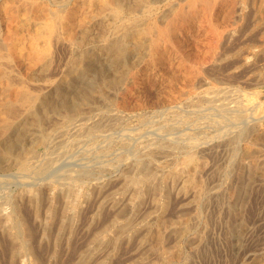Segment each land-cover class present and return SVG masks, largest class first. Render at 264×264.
Listing matches in <instances>:
<instances>
[{"label": "bare ground", "instance_id": "bare-ground-1", "mask_svg": "<svg viewBox=\"0 0 264 264\" xmlns=\"http://www.w3.org/2000/svg\"><path fill=\"white\" fill-rule=\"evenodd\" d=\"M16 1L19 2V0H0V6L3 7V6H7L8 4H12V3L14 4V2ZM20 1L21 3L19 6V10L24 11L23 14L26 15V18L23 20L21 25L19 24L17 26L14 25L15 27L11 26L12 29L10 34L5 38V40L2 39L0 40V164L13 167L17 170L18 175L19 174H21L22 176L24 175V177L21 176L22 178H26L23 179V182L28 180V177H25V175H30V176L33 175L34 177L37 176V178H39V176L41 177L53 172V170L55 169L54 167L57 166L59 161L60 160L63 161L62 159L66 157L65 154L69 153L76 146L78 147V145L81 142L92 139V137L96 134L97 128L100 127V121H102L104 117L108 118V116L111 114L112 112L111 110L113 107V106L111 107V105H113L112 103L114 102L113 98L122 97V95H126L132 91L129 88L130 80L131 79H133V81L135 80L136 75L134 72V68L141 63V60H144L145 58L148 59L147 65L149 66L147 68V73L144 81L149 87L153 88L154 86L157 85L159 81H161L160 77L162 75L164 77L168 75V77L171 80L177 79L178 73L172 70V65L174 64L176 57L178 58L179 63L188 60L186 57L180 55L181 49L190 45L192 41L202 40L203 42V40H205L210 44L209 48L207 49L208 53L207 52L206 54L204 53L205 55L209 56V62L207 67L206 65H203V70L200 71L197 69V73L198 72L202 73V71L204 72L206 70H209L215 75V77H219L220 79L222 78L224 80L234 81L243 77L239 71V68H243L247 66V68L250 69L252 65L254 66L257 57V54L254 53L253 51L255 49L252 50L253 52L251 54L246 51V53H248L249 55L248 54L243 55L245 53L244 52L236 60L234 58H230L229 59L230 61H226L224 63L225 61L224 59L230 56L227 53L228 51H226L225 54H222L221 53L222 48L221 49L219 48L222 46H226L227 48L231 44V42L236 40V38L239 39L241 38L243 40L244 38L248 39L249 36H254L255 38L257 37L258 40H260L258 42H262L264 44V0H53L55 1L56 7H52V8H49L47 6V3L45 4L44 3L45 1L43 0H20ZM14 12L15 11H13V13ZM22 27L27 28V30H29L28 38H25L24 35L22 36V34H20L23 29ZM255 38L254 40L253 39L252 40L255 41ZM59 48H64L68 55V58L65 59L66 60L65 68L61 69V75L60 74L57 75L56 73V75H52V74L45 75L41 78H39L40 75H38V77L35 78L34 82L32 83L28 81L29 76H26L21 73L20 69L21 70L23 69L22 67L24 64V60L26 58L28 59V61L25 62V67L32 70L33 68L36 69L37 67H40L38 68L40 69V71L43 70L45 73H47L48 71L46 72L45 69H48L49 66L52 64L53 52L55 49L58 50ZM194 48L196 49L197 46ZM228 48H230V46ZM233 48H235V46ZM219 50H221V52ZM250 60H252L251 63H249ZM56 64L57 63L55 62V66ZM151 69L154 70L150 71ZM58 70H60V68H58L57 71ZM43 71L41 73H43ZM195 71L196 69L192 68L191 66L190 67L186 66L184 73L188 77H190V80H192L194 79L193 75L195 74ZM249 71L250 70H248V72ZM250 73L252 74V72ZM260 81L261 80H259V82ZM208 85L209 84L207 83L206 86ZM225 87L223 86L221 88L208 87L204 89L202 94L197 96V98L201 96L202 98L204 97L206 99V102H210V103L212 101L216 102L217 101L216 99L220 95L225 96L223 94L226 92ZM159 88H161V86ZM180 91L182 92V90ZM141 93H142L141 89H138L136 91V94L140 95ZM243 94H241L240 97ZM155 95H157V93ZM185 95H188V92L187 94L185 93ZM160 96L162 97L163 95L160 94ZM235 96H239V95H235ZM178 99L179 97L177 98V100ZM218 99H219L218 101H220V99L222 100L223 97ZM226 99L229 100L227 98V95L225 97V100L224 101L222 100L220 101L221 103H219L221 107L224 108V110L225 108H227V105H229ZM172 100H176V99H172ZM132 101H134V99ZM167 103L169 104L170 102ZM235 104L237 105V102L234 103V105ZM238 104H240V102H238ZM220 105H216V106L220 107ZM260 105H264V93ZM137 106H141V104L139 105L138 103ZM137 106L136 107L133 106L132 108H137ZM160 109L161 107L159 108V110ZM215 109H213V111ZM166 111H169V108ZM228 112L229 111H227V113ZM160 113L162 114L163 112ZM163 114L165 115V113ZM183 114L176 113L175 117L178 118L179 116L180 118V115ZM204 114L205 113H203V115ZM229 114L230 113H228V115ZM185 115L184 117L187 118V120L191 118L190 114L188 116ZM220 115L218 114V117ZM234 115L235 118L238 120V118L240 117L239 113L237 114L234 113ZM234 115L232 113V116ZM205 116L204 119L205 118L210 119L209 117H205ZM212 116L214 115L212 114ZM215 116L216 118H218L217 115ZM222 116H224L225 118L226 116L225 113ZM229 116H231V114ZM175 117L172 118L174 119ZM226 119H228V117ZM232 119L234 118L232 117ZM176 121L178 120L176 119ZM227 121L229 122L230 120ZM103 122H105V120H103ZM210 122L213 123L212 120ZM146 123L148 124V122ZM173 123L176 124L177 122L174 121ZM218 123H220V120ZM109 124L111 123H108V125ZM153 124L155 123L153 122ZM177 124L179 128L181 124L180 125L179 123ZM216 124L215 126H217ZM235 125H231L233 126L232 128H236L234 127ZM215 126L214 128L217 129V127ZM231 126L229 130L232 129ZM112 127L115 126L113 125ZM220 127H223L222 129H224L223 125ZM240 127H244V126H239V129ZM161 128L158 130L162 131ZM183 129L186 130L185 128ZM139 131H141V129ZM145 131L147 132L146 129ZM199 131L200 130H198L197 133ZM107 132L109 133V131ZM110 132L112 133V131ZM205 132L207 133V131ZM130 133L131 131L129 132V134ZM172 133H174L173 129H172ZM125 134L129 135L127 134V132H125ZM156 135L154 136L155 138L159 134L157 136ZM167 135H169V133ZM170 135L168 139L170 138ZM178 135L180 134L176 133L175 136L177 137ZM207 135L210 136L209 134ZM188 136L190 137V134ZM110 137L113 136L110 135ZM180 137H182L183 139L186 138V137L184 138L181 135ZM121 138H125V136ZM215 138H217V136ZM140 139L142 140V138ZM148 139L149 138H147L146 141H148ZM154 140L148 141L143 145L137 144L136 147L135 144H133L135 149L139 151L138 154L140 155L138 157L131 158V156L129 157L127 156V157L118 158L116 156L119 159L117 164L123 168L122 169L123 171L121 175L112 179L108 183L109 184L108 186L107 183L101 181L102 179L101 180L95 179V181L94 180L90 181L91 179L89 180V176H87V174L90 173L84 172L85 169L88 170L89 168L88 169L85 168L84 171L71 168L70 171H68L67 173L62 172L64 173L63 175L61 174L60 171L59 173L61 175H60V179L58 180H55L56 177L54 176L55 175L54 174L51 176L54 177V179H52L50 176L49 177L47 176L48 180H45L44 178L43 179L44 181L37 183L38 185L35 186L33 185L34 187H29V186L25 188L21 187L23 189L14 193H11L10 191L11 189H9L8 191L10 192H8L6 195L3 196L0 195L1 196L0 197V264H64L65 262H59V261L61 259L63 260L62 257H64V255L68 257L69 254L67 253L69 252V250H72L73 240L77 235V233H79L78 231L83 230L85 228V225L91 226L92 220L94 219L95 215L98 216V219L101 217V213L103 211L100 212V210L103 209L102 201L104 200L96 199L95 201H93L92 196L96 192L97 193H101L102 191L104 192L105 188L107 192L109 191L108 192L109 197L107 196V198H108V202L110 203V209L114 211V215L116 218V220L114 221H117V219L122 217H123L122 219H124L127 213L131 212L132 215L129 217L130 220L128 222L132 223L133 217H135V213L137 214V212L143 210L142 213L145 216V219L140 228V233H142L141 235L142 238H140L136 242L138 249L137 248L134 249L140 252V253L135 252V254H139L138 257L139 259H137L136 261L138 264L192 263L193 261L188 263L187 260L183 258V252H182L183 248L180 250L181 246L180 248H178L179 247L178 245H180L181 243L180 244L178 243L180 241H183L184 239L188 240L190 245L191 244L193 245L191 247L193 249V253L195 252L196 254L201 251L203 252L207 248L205 246L206 243L208 242V240L215 238V233H213V230L210 229L211 227H209L208 220L199 218L197 213L194 216H192L190 220L186 222H183V220L179 222V219L174 218L175 215L174 211L170 210L171 212L170 213L169 209H170V204H174L175 202L172 199L173 195H171V192L168 191L167 189V181L169 179L175 180V178H179L180 180H182L181 186L178 187V194H179L178 196L180 197V202L178 203V206L180 207V209L186 208V206L190 207L191 205L196 206L199 203V201L203 199L204 195L207 193V190L205 188L206 184L205 186L203 185V183L200 181V177L203 173H204L203 176L205 175L206 169L208 168L209 166L208 164L210 161L208 162V164L205 160L202 161L203 158H201V161H198V159H196L190 147L191 150L189 149L188 152L185 154L186 157L184 156L185 160H183V163L180 162L181 164L179 163V165L172 167L171 170L166 173L165 172V167L167 166L165 165L166 160L165 162L163 161V157L167 153L165 147L166 145L163 142L162 143L153 142ZM185 140L187 141V138ZM248 140L249 139H246L245 141ZM183 141L182 143H184ZM106 142H108V140ZM121 142L127 148L133 147V145L130 143L131 141L129 142L128 140H123ZM92 143L93 142L89 144ZM194 143L199 144L193 141L192 144ZM81 145L83 144L81 143ZM98 145L102 146V144H98ZM39 147H43L44 148L43 151H40ZM80 147L81 146H79V148ZM91 148L93 149L95 147H91ZM175 148L174 151L177 150ZM95 149H97V147ZM201 149L204 152L205 151L208 152V150L212 152V150L208 147V145L203 146V148ZM100 152L103 153L101 150L99 151V153ZM255 152L259 153L258 150ZM250 153L251 155L254 156L252 151H250ZM180 155L182 154L180 153ZM210 155L212 154H209V156ZM222 156H224V154ZM260 156H255V159L257 157L259 158ZM66 160L68 161V159ZM90 161L87 163L88 165L90 164ZM80 162H81V158H80ZM253 162L250 163L252 164ZM91 164H93V162H91ZM261 167L263 168V166ZM247 173L248 171L246 172V174ZM262 173L264 176V168L262 169ZM16 175L17 174H14V176ZM92 175L93 174L91 173V176ZM102 175H104L103 172ZM49 178H51L52 180H49ZM18 180H22V179H18ZM19 185L21 184H18V186ZM249 186L247 187L249 188ZM232 187L234 188V186ZM247 187L246 189H248ZM244 189L242 190L244 191ZM249 189L248 192L250 191ZM5 191L7 192V190ZM231 197L233 196L231 195ZM59 199H62L63 201L62 205H60ZM94 202L95 204L96 203L98 204L94 205ZM256 204L257 203H255V205ZM173 206H175V204ZM214 211H216V209ZM253 212L254 211H252L251 213L253 214ZM65 213L70 215L69 218L70 221H68L67 224L64 219ZM228 213H229L228 216H226L227 218H223L224 216L222 214L216 217L217 225L219 224L218 225L219 227L221 225L223 227L222 229L225 231V236H224L225 242L230 248V255L239 256L240 254H236L237 252L234 249L237 246L236 249L239 250L240 252V248H241L240 244H242L241 241L245 236L244 234L249 233L251 236L252 228L250 227V225L246 223V219H244V217L241 216V214L239 213L238 205L235 204L234 202L229 203ZM101 220L103 221L104 219ZM250 221L252 222L251 218ZM201 224H203L204 228L198 229V227ZM99 225L101 224L99 223ZM259 229H262V227ZM103 231L105 230L101 229L98 230V232H96L95 237L100 241L99 243L105 242V239H109L110 241L114 242V245L112 246L113 248L110 249V252H118L119 247L117 248V242L119 241V237H120L118 233L114 231V233L112 234L110 233L109 235H106L104 234ZM136 240L134 239V241ZM255 244H258V242L257 243L255 242ZM252 253L244 252L243 255L240 256L241 259L238 260L240 264H264V253L263 256L260 257L259 259H254L256 257H254L255 255ZM218 254L222 255V253H218ZM120 255L123 254L120 253ZM108 256L109 255L107 256L105 255L102 256V254L99 255L95 263L104 264V262H106L105 259ZM202 258L205 257L203 256ZM68 261L66 260V263ZM69 263L70 261L68 262V264Z\"/></svg>", "mask_w": 264, "mask_h": 264}, {"label": "rangeland", "instance_id": "rangeland-1", "mask_svg": "<svg viewBox=\"0 0 264 264\" xmlns=\"http://www.w3.org/2000/svg\"><path fill=\"white\" fill-rule=\"evenodd\" d=\"M45 1L44 3H47V6L49 8L52 7H56L55 1L53 0H43ZM54 2V3H52ZM21 1L19 0L14 2V4H8L7 6H0V40H5V38L10 34L11 32V26L15 27L18 24L21 25V23L23 22V20L26 18V15L23 14L24 11H20L19 10V6H20ZM17 6V7H16ZM12 9H11V8ZM14 7V8H13ZM7 8V9H6ZM9 8V9H8ZM13 11H15L13 13ZM12 12V13H11ZM12 15V16H11ZM16 20V21H15ZM21 21V22H20ZM14 22V23H13ZM4 23V24H3ZM15 25V26H14ZM22 31L20 34H22V36L24 35L25 38H28L29 35V30H27V28L22 27ZM254 36H249L248 39L244 38L243 40L240 38H236L235 41L231 42V44L229 45L230 48H226V46H222L219 50L222 54H225L226 51H228V55L230 57H226L224 60V63L226 61H230V58H234L235 60L242 55V53H246V51L248 53H252L254 51V53L257 54L256 57V62L254 64V66L252 65V67L250 69L247 68V66L243 67V68H239L240 73L242 74L243 77L237 79V80H224V79H220L219 77H215V75L209 71H202L197 73V69L198 70H203V65H208L209 62V56L205 55L207 52V49L209 48L210 44L208 42H206L205 40H199V41H192V43L190 45H188L187 47L181 49V53L180 55L186 57L188 60L182 63H179L178 58L176 57L174 64L172 65V70L176 73H178L177 79H173L171 80L168 75H166L165 77L162 75L161 81H159L157 83L156 86H154L153 88L149 87L145 80L146 77V73H147V68L149 65H147V61L148 59L145 58L144 60H141V63L136 66L134 68V72H135V80L133 81V79L130 80V84H129V88L130 90H132L130 93L126 94V95H122V97H114L113 98V102L111 105L112 107V112L111 114L107 117H104V119H102V121H100V127L97 128L96 134L92 137V139L90 140H86L81 142L83 145H81V143L78 145V147L76 146L75 148H73L69 153L65 154V158H63V161H59V163L57 164L56 167H54L55 169L53 170V172L49 173L48 175H44V176H39V178L34 177L33 175H25V177H28V180H26L25 182H23V179L26 178H22L24 177V175L22 176L21 174L18 175V172L15 168L13 167H9V166H5L4 164H0V195H6L8 192L11 191V193L14 192H18L19 190L25 188V187H34L35 185H38L37 183H40L42 181H44L43 179L45 178V180H48L47 178L52 175H54L56 178L55 180L60 179V175L64 174L62 172L67 173L68 171H70L71 168H74L76 170H82L84 171L85 168H89L88 170L85 169L84 172L90 173L87 174V176H89V180L90 181H95L96 180H101L104 181L105 183H107V186L109 185L108 183L114 179L115 177L121 175L122 173V167L119 166L118 163V158L119 157H129L131 156V158H135L138 157L140 154L139 151H137L135 149V147L138 145H143L145 143H147L148 141H152L153 142H159V143H165V147H166V154L163 157V161L166 163L165 165H167L165 167V172L167 173L168 171L171 170L172 167L179 165V163H183V160H185V154L188 152V150L192 149L196 159H198V161H206L207 164L209 162V166L206 169L205 175L203 176V174L200 177V181L203 183V185L205 186L207 193L204 195L203 199L201 201H199V203L194 206L191 205L186 206V208L180 209V207L178 206V203L180 202V197L178 196V187L181 186L182 184V180H180L179 178H175V180L173 179H169L167 181V189L168 191L171 192L172 199L175 202H172L175 204V206H173L174 204H170V210L174 211V218L179 219V222H181L183 220V222H186L188 220H190L192 218V216H194L196 213L198 214L199 218L201 219H207L209 222V227H211L210 229L213 230V233H215V238L214 239H210L208 240V242L206 243V251L204 250L203 252H199L193 253V249L191 248L193 245L189 243L188 240L184 239L183 241H180L178 244L180 248V250L182 249L183 252V258H185V260H187L188 263L190 264H240V262L238 260H240V256L243 255L244 252L247 253H252L254 254L256 258L254 259H259L260 257L263 256L264 253V176L262 173V169L264 168V105H260L261 99H263V93H264V44L262 42H258L260 40H258V38H255L254 40ZM250 39V40H249ZM253 39V40H252ZM257 39V40H256ZM239 40V41H238ZM243 41V43H242ZM253 41V42H251ZM238 45H237V44ZM251 43V44H250ZM208 44V45H207ZM237 46H236V45ZM197 46V50L194 48ZM235 46V48H233ZM260 47V48H259ZM62 49V50H61ZM225 49V50H223ZM255 49V50H253ZM186 52H185V51ZM206 50V51H205ZM253 50V51H252ZM195 51V52H194ZM205 51V52H204ZM57 52V53H56ZM190 52V53H189ZM200 55H199V53ZM203 52V54H202ZM205 53V54H204ZM208 53V52H207ZM243 55H247L248 53ZM57 54V55H56ZM62 54V55H61ZM260 54V55H259ZM59 55V56H58ZM194 56V58L192 59ZM249 55V54H248ZM59 58H57V57ZM67 56V57H65ZM259 56V57H258ZM203 57V59H202ZM262 57V58H261ZM57 58V59H55ZM62 58V59H61ZM68 58V55L65 51L64 48H59L58 50H54L53 52V60H52V64L49 66L48 69H45L47 73H45L43 70L40 71V67H37L36 69L33 68L29 69L27 67H25V62L28 61V59L26 58L24 60V64H23V69L21 71L22 74L29 76L28 81L29 82H34L35 78L39 76V78L45 76V75H57L60 74L61 75V69L65 68V64H66V60ZM205 58V59H204ZM192 59V61H191ZM258 59V61H257ZM58 60V61H57ZM194 60V61H193ZM262 61V63H261ZM55 62L57 63L55 66ZM179 66H178V64ZM205 62V63H204ZM252 60H250L249 63H251ZM188 63V64H187ZM190 64V65H189ZM262 64V65H260ZM189 65V66H188ZM241 65V64H238ZM59 66V67H57ZM192 67L194 69H196L195 74L193 75L194 79L190 80V77H188L184 72H185V67ZM179 67V69H178ZM60 68V70L57 71V69ZM254 70H253V69ZM56 69V70H55ZM51 70V71H50ZM154 69H151L150 71H152ZM242 70V72H241ZM248 70H250L248 72ZM253 70V71H252ZM40 71V72H39ZM43 71V73H41ZM30 72V73H29ZM50 72V73H49ZM244 72V74H243ZM252 72V74L250 73ZM41 73V74H40ZM49 73V74H48ZM185 76H184V74ZM211 74V75H210ZM226 74V73H225ZM258 75V76H257ZM189 78V79H188ZM168 79V80H167ZM197 79V80H196ZM199 79V80H198ZM215 79V80H214ZM250 79V80H249ZM257 79V81H256ZM139 80V81H138ZM167 83H166V81ZM175 80V81H174ZM183 80V81H182ZM209 80V81H208ZM259 80H261L259 82ZM219 81V82H218ZM225 81V82H224ZM238 81V82H236ZM247 81V82H246ZM249 81V82H248ZM255 83H254V82ZM165 82V84H164ZM172 84H171V83ZM197 82V83H196ZM212 82V83H211ZM251 82V84H250ZM262 82V83H261ZM190 83V84H189ZM209 84L208 86H206V84ZM211 83V85H210ZM219 83V84H218ZM234 83V84H233ZM236 83V84H235ZM243 83V84H242ZM249 85L247 86L246 85ZM261 83V84H260ZM214 84V85H212ZM233 84V85H232ZM239 84V85H238ZM253 84V86H252ZM256 84V85H254ZM220 85V86H219ZM231 85V86H229ZM251 85V87H250ZM132 86V87H131ZM134 86V87H133ZM161 86V88H159ZM205 86V87H203ZM225 87V93H223L225 96L220 95L218 98L223 97V101L225 100V97L227 95V98L229 100L226 99V101H228L229 105H227V108H222L221 105L219 103H221L220 101H222L220 99V101H218L219 99L217 98L214 102L212 101L210 102H206V99L203 97H198L200 94H202V92L204 91V89L208 88V87H216V88H221V87ZM228 86V88H227ZM243 89H242V87ZM246 86V87H244ZM190 87V88H189ZM233 87V88H232ZM136 88V89H135ZM159 88V89H158ZM169 88V89H168ZM194 88V89H193ZM200 88V89H199ZM239 88V89H238ZM245 88V89H244ZM138 89L142 90V93L136 94V91ZM152 89V90H150ZM158 89V90H157ZM166 89V90H165ZM176 91H175V90ZM237 89V91H236ZM241 89V90H240ZM248 89V90H247ZM179 90V91H178ZM182 90V92L180 91ZM184 90V91H183ZM234 90V91H233ZM146 91V92H145ZM154 93H152V92ZM172 91V92H170ZM178 91V92H177ZM197 91V92H196ZM188 95H185V93ZM240 92V93H238ZM245 92V93H244ZM145 93V94H144ZM157 93V95H155ZM182 93V94H181ZM184 93V94H183ZM190 93V94H189ZM197 93V94H196ZM231 93V94H230ZM238 93V94H237ZM245 95H244V94ZM132 94V95H131ZM152 94V95H150ZM160 94H162L163 96L161 97ZM177 96H175V95ZM181 94V95H180ZM229 94V95H228ZM243 94L241 97L240 95ZM173 95V96H172ZM194 95V96H193ZM235 95H239V96H235ZM250 97H248V96ZM151 96V97H150ZM168 96V98H167ZM186 96V97H185ZM244 96V97H243ZM246 96V97H245ZM260 96V97H259ZM175 97V98H174ZM179 97V99L177 100V98ZM230 97V98H229ZM236 101H235V99ZM237 97V98H236ZM243 97V98H242ZM197 98V99H196ZM240 98V99H238ZM134 99V101H132ZM146 99V100H145ZM157 99V100H156ZM166 99V101H165ZM170 99V100H169ZM172 99H176V100H172ZM182 99V100H181ZM187 101H186V100ZM250 99V100H249ZM116 100V101H115ZM153 102H152V101ZM156 100V101H155ZM185 100V101H183ZM233 100V101H230ZM242 102H241V101ZM130 101V102H129ZM156 103H155V102ZM164 101V102H163ZM204 101V102H203ZM127 102V103H124ZM133 102V103H132ZM152 102V103H151ZM160 102V103H159ZM167 102H170L169 104ZM181 102V103H180ZM200 102V103H199ZM232 102V103H230ZM237 102V105L234 103ZM238 102H240V104H238ZM132 103V104H131ZM137 103V104H136ZM139 103V105L141 104V106H137ZM147 103V104H146ZM149 103V104H148ZM177 103V104H176ZM209 105H208V104ZM214 103V104H213ZM226 103V104H228ZM244 103V104H243ZM249 103V104H248ZM115 104V105H114ZM146 104V105H145ZM155 104V105H154ZM166 104V105H165ZM191 106H190V105ZM242 104V105H241ZM137 108H132L133 106ZM151 105V106H149ZM154 105V106H153ZM157 105V106H156ZM202 107H201V106ZM216 105H220V107H217ZM146 106V107H145ZM148 106V107H147ZM172 106V107H171ZM174 106V107H173ZM194 106V107H193ZM200 106V107H197ZM205 106H209L208 109ZM229 106V107H228ZM234 106V107H233ZM239 106V107H238ZM123 107V108H122ZM141 107V108H139ZM161 107V109L159 110V108ZM192 107V108H191ZM231 107V108H230ZM169 111H166L168 110ZM171 108V109H170ZM175 108V109H174ZM178 108V109H177ZM181 108V109H180ZM183 108V109H182ZM216 108V109H215ZM219 108V109H218ZM229 108V109H228ZM246 108V109H245ZM114 109V111H113ZM123 109V110H122ZM128 109V110H127ZM133 109V110H132ZM156 109V110H155ZM193 109V110H192ZM213 109H215L213 111ZM237 109V110H236ZM248 109V110H247ZM166 112H165V111ZM183 110V111H182ZM186 110V111H185ZM209 110V111H208ZM174 111V112H173ZM185 111V112H184ZM207 111V112H205ZM213 111V112H211ZM227 111H229L228 113L231 114L232 113L234 115V113H239V118L238 120L235 118V115L232 116L234 119H232L231 116L228 115ZM232 113H231V112ZM240 111V112H239ZM244 111V112H243ZM248 111V112H247ZM115 112V113H113ZM122 112V113H120ZM160 112L165 113V115ZM170 112V113H169ZM174 114H172V113ZM192 112V113H191ZM205 113L203 115V113ZM209 112V114H208ZM217 114H216V113ZM250 112V113H249ZM254 112V113H253ZM135 113V114H134ZM145 113V114H144ZM183 114L180 115V118L178 116L175 117V114ZM187 113V114H186ZM223 113V114H222ZM225 113V118L224 115ZM246 113V114H245ZM160 114V115H159ZM186 114V115H185ZM190 114V119L187 120V118L184 117L188 116ZM195 114V115H193ZM212 114L214 116H212ZM218 114H222L218 117ZM248 114V115H247ZM119 115V116H117ZM147 115V116H146ZM156 115V116H155ZM163 115V116H162ZM173 115V116H172ZM193 115V116H191ZM198 115V116H197ZM206 115V116H205ZM219 118H216V116ZM115 118H114V117ZM117 116V119H116ZM145 116V117H144ZM152 116V117H151ZM166 116V117H165ZM169 116V117H168ZM205 117H209L210 119H207ZM212 116V117H210ZM223 119H222V117ZM247 116V117H246ZM112 117V118H111ZM120 119H119V118ZM159 117V118H158ZM163 117V118H162ZM165 117V118H164ZM172 117H175L174 119ZM203 117V118H202ZM215 119H214V118ZM221 117V119H220ZM228 117V119H226ZM231 117V119H230ZM249 117V118H248ZM253 117V118H252ZM123 118V119H122ZM155 118V119H154ZM157 118V119H156ZM162 118V119H161ZM184 118V119H182ZM241 118V119H240ZM107 119V120H106ZM113 121H112V120ZM122 119V120H121ZM150 119V120H149ZM167 119V121H166ZM171 119V120H170ZM173 119V120H172ZM176 119L178 121H176ZM185 121H182V120ZM196 119V120H195ZM198 119V120H197ZM214 119V120H213ZM218 119V120H217ZM237 121H236V120ZM103 120H105V122H103ZM170 122H169V121ZM195 120V123H194ZM205 120V121H204ZM212 120L213 123H211L210 121ZM220 120V123H218ZM227 120H230L229 122ZM233 120V121H232ZM255 120V121H254ZM107 121V122H106ZM118 123H117V122ZM143 121V122H142ZM158 121V122H157ZM177 122L179 123V125L181 124V126H179L178 128V124H174L173 122ZM217 124H216V122ZM222 121V123H221ZM236 121V122H235ZM253 121V122H252ZM113 122V123H112ZM142 124H141V123ZM145 122V124H144ZM148 122V124L146 123ZM153 122L156 124H153ZM168 122V123H166ZM181 122V123H180ZM191 122V123H190ZM234 122V123H233ZM245 122V123H244ZM103 123V124H102ZM108 123H111L108 125ZM165 123V124H162ZM193 123V124H192ZM203 123V124H202ZM206 123V124H205ZM211 123V124H209ZM225 125H224V124ZM229 123V124H228ZM249 123V124H248ZM254 123V124H253ZM257 123V124H256ZM153 124V125H152ZM188 124V125H187ZM191 124V125H190ZM198 124V128L197 127ZM201 124V125H200ZM215 124L217 126H215ZM224 126V129H222L223 127H220L222 125ZM237 124V125H235ZM240 124V125H239ZM243 124V125H242ZM253 124V125H252ZM103 125V126H102ZM115 127H112V126ZM136 125V127H135ZM145 125V126H144ZM161 125V126H160ZM164 125V126H163ZM209 125V126H208ZM227 125V127H226ZM231 125H235L234 127L236 128H232L233 126ZM252 125V126H251ZM111 126V127H109ZM144 126V127H143ZM150 126V127H149ZM153 126V127H152ZM173 126V127H172ZM177 126V127H175ZM192 126V127H191ZM205 128H204V127ZM217 127L216 128H214ZM231 126V130L230 129ZM239 126H244V127H240ZM108 127V128H106ZM158 127V128H157ZM163 127V128H161ZM165 127V128H164ZM194 127V128H193ZM207 127V129H206ZM229 127V128H228ZM238 127V128H237ZM111 128V129H110ZM114 128V129H113ZM133 128V129H132ZM148 128V129H147ZM150 128V129H149ZM152 128V129H151ZM156 128V129H155ZM165 133H163L162 131L158 130L160 129ZM183 128H185L186 130H184ZM188 128V129H187ZM252 128V129H250ZM105 129V130H104ZM131 129V130H130ZM137 129V131H136ZM141 129V131H139ZM143 129V130H142ZM145 129L147 130V132L145 131ZM155 129V130H154ZM172 129L174 131V133H172ZM196 129V130H193ZM204 129V131H203ZM206 129V130H205ZM211 129V130H210ZM222 129V130H221ZM228 129V130H227ZM261 129V130H260ZM127 130V131H126ZM135 130V131H133ZM170 130V132H169ZM190 130V131H189ZM200 130L198 133L197 131ZM210 130V131H209ZM217 132H216V131ZM250 130V131H249ZM253 132H252V131ZM106 131V132H104ZM109 131V133L107 132ZM112 131V133L110 132ZM131 131V135L129 134V132ZM150 131V132H149ZM155 131V132H154ZM159 131V132H158ZM177 131V132H176ZM203 131V132H201ZM207 131V133L205 132ZM224 131V132H223ZM232 131V133H231ZM234 131V132H233ZM121 132V133H120ZM125 132H127L126 135ZM134 132V134H133ZM152 132V133H151ZM186 132V133H185ZM210 132V133H209ZM229 132V133H228ZM238 132V133H237ZM241 132V133H240ZM252 132V133H250ZM102 133V134H101ZM136 133V134H135ZM148 133V134H147ZM151 133V134H150ZM154 133V135H153ZM157 133V135H156ZM169 133L172 134L170 135V138L168 139L169 135H167ZM176 133L180 134L181 136H183L184 138H187V141L185 139H183L182 137H180V135H178L177 137L175 136ZM182 133V134H181ZM190 134V137L187 135ZM195 135H194V134ZM205 133V134H203ZM213 133V134H211ZM215 133V134H214ZM221 133V134H218ZM244 133V134H243ZM114 134V135H113ZM121 134V135H120ZM124 134V135H122ZM186 134V135H185ZM193 134V135H192ZM202 136H201V135ZM207 134H209L210 136H208ZM225 134V135H224ZM241 136H240V135ZM104 135V136H103ZM113 136V137H110ZM133 135V137H132ZM137 135V136H136ZM141 135V136H140ZM143 135V136H142ZM150 135V137H149ZM152 135V136H151ZM157 136L156 138L154 136ZM162 135V136H161ZM198 135V136H197ZM207 135V137H206ZM217 138H215L216 136ZM223 137H222V136ZM227 135V136H226ZM230 135V136H228ZM247 135V136H246ZM256 135V136H255ZM263 135V136H262ZM125 138H121L124 137ZM128 138H127V137ZM174 136V137H172ZM193 136V138H192ZM198 138H197V137ZM205 136V137H204ZM221 136V137H219ZM225 136V137H224ZM238 136V137H237ZM95 137V138H94ZM105 139H104V138ZM131 137V138H130ZM196 137V138H195ZM201 139H200V138ZM211 137V138H210ZM249 137V138H248ZM256 137V138H255ZM262 137V138H261ZM102 138V139H101ZM110 138V139H108ZM118 140H117V139ZM121 138V139H119ZM142 138V140L140 139ZM144 138V139H143ZM148 139V141H146ZM173 138V139H171ZM179 138V139H178ZM182 138V139H181ZM238 138V139H236ZM244 138V139H243ZM261 138V139H260ZM105 141H104V140ZM113 139V142H112ZM115 139V140H114ZM128 140L132 145L135 144V147L133 145V147L131 148H127L123 145V143L121 141L123 140ZM134 139V140H133ZM139 139V140H138ZM157 139V140H156ZM161 139V140H160ZM168 139V140H167ZM209 139V142H208ZM242 139V140H240ZM246 139H249L248 141H245ZM258 139V140H257ZM101 140V141H100ZM108 140V142H106ZM138 140V141H135ZM165 140V141H164ZM179 140V141H177ZM184 140V141H183ZM190 143H189V141ZM202 140V141H201ZM206 140V141H205ZM212 140V141H211ZM226 140V141H225ZM97 141V144H96ZM104 141V142H103ZM117 141V142H116ZM182 141L185 143H182ZM197 142L199 144H192V142ZM93 142L92 144H89ZM111 142V143H110ZM116 142V143H115ZM121 142V143H120ZM138 142V143H137ZM171 142V143H170ZM247 142V143H246ZM87 143V144H86ZM109 143V144H108ZM113 143V144H112ZM142 143V144H141ZM187 143V144H186ZM205 143V144H204ZM208 143V144H207ZM95 144V145H94ZM98 144H102L98 145ZM104 144V146H103ZM118 144V146H117ZM169 144V145H167ZM190 144V145H189ZM192 144V145H191ZM196 144V145H195ZM220 144V145H219ZM247 144V145H246ZM90 145V146H89ZM112 147H111V146ZM181 145V146H180ZM208 145V147L212 150L208 152L207 151H202L201 148H203V146ZM233 145V146H232ZM247 147H246V146ZM249 145V146H248ZM262 145V146H261ZM79 146H81L79 148ZM89 146V147H88ZM101 146V147H100ZM108 148H107V147ZM173 146V147H172ZM225 148H224V147ZM88 147V148H87ZM91 147H97V149L95 148H91ZM100 149H99V148ZM116 147V148H115ZM120 147V148H119ZM172 147V148H171ZM177 147V148H175ZM183 149H182V148ZM195 147V149H194ZM233 147V148H232ZM245 147V148H244ZM102 148V149H101ZM134 148V149H133ZM170 148V149H169ZM174 148L177 149L174 151ZM231 148V149H230ZM249 148V149H248ZM258 148V149H257ZM261 148V149H260ZM43 147H39L40 151H43ZM80 151L83 150V151ZM172 149V150H171ZM186 149V151H185ZM190 149V150H191ZM215 149V150H214ZM221 149V150H220ZM224 149V150H223ZM236 149V150H235ZM91 150V151H90ZM104 151L103 153H99V151ZM125 150V151H124ZM169 150V151H168ZM255 152V151H257ZM77 153H76V152ZM85 151V152H84ZM118 151V152H117ZM131 151V152H130ZM183 151V153H182ZM250 151H252V153L254 154L251 155ZM255 153H254V152ZM81 154H80V153ZM112 152V153H111ZM136 152V153H135ZM171 152V153H170ZM200 152V154H199ZM205 154H204V153ZM85 153V154H84ZM89 153V154H88ZM116 153V155H115ZM121 153V154H120ZM128 153V154H127ZM134 153V154H133ZM179 153V154H178ZM180 153L182 155H180ZM202 153V154H201ZM77 154V155H76ZM95 154V155H94ZM105 154V156H104ZM114 156H113V155ZM132 154V155H131ZM136 154V156H135ZM138 154V155H137ZM169 154V155H167ZM208 154V155H207ZM209 154H212L209 156ZM224 154V156H222ZM263 154V155H262ZM89 155V156H88ZM101 155V157H100ZM180 155V156H179ZM221 155V156H219ZM261 155V156H260ZM104 156V157H103ZM107 156V158H106ZM118 158H117V157ZM177 156V157H176ZM185 156V157H184ZM216 156V157H215ZM255 156H260L259 158L257 157L255 159ZM86 157V158H85ZM110 159H109V158ZM198 157V158H197ZM236 157V158H235ZM248 157V158H247ZM80 158H81V162H80ZM91 158V159H89ZM172 158V159H171ZM206 158V159H205ZM210 158V160H209ZM234 158V159H233ZM238 158V159H237ZM241 158V159H240ZM68 159V161L66 160ZM73 161H72V160ZM79 159V160H78ZM98 159V160H97ZM250 159V160H249ZM258 159V160H257ZM70 160V161H69ZM85 160V161H84ZM91 160V161H90ZM102 160V161H101ZM106 160V161H105ZM113 160V161H112ZM115 160V161H114ZM171 160V162H170ZM212 160V161H211ZM217 160V161H216ZM254 160V162H253ZM257 160V161H256ZM262 160V161H261ZM90 161V164L88 165L87 163ZM99 161V163H98ZM108 161V163H107ZM111 161V162H110ZM226 161V163H225ZM261 161V162H260ZM86 162V163H85ZM91 162H93V164H91ZM175 162V163H174ZM217 162V163H216ZM250 162H253L252 164ZM107 163V164H106ZM112 163V164H111ZM178 163V164H177ZM180 163V164H181ZM222 165H221V164ZM248 163V164H247ZM258 163V164H256ZM79 164V165H78ZM100 164V165H99ZM115 164V165H114ZM171 164V165H170ZM251 164V165H250ZM256 164V165H255ZM113 165V166H112ZM170 167H169V166ZM239 165V166H238ZM255 165V166H254ZM263 166V168L261 166ZM68 166V167H67ZM71 166V167H69ZM73 166V167H72ZM78 166V167H76ZM84 166V167H83ZM88 166V167H87ZM93 166V167H92ZM104 166V167H103ZM108 166V167H106ZM219 166V167H218ZM253 169H252V167ZM66 167V168H65ZM218 169H217V168ZM237 167V168H236ZM246 167V168H245ZM57 168V169H56ZM65 168V169H64ZM78 168V169H77ZM105 168V169H103ZM211 168V169H210ZM245 168V169H244ZM62 169V170H61ZM69 169V170H68ZM95 169V170H94ZM97 169V170H96ZM217 169V170H216ZM227 169V170H226ZM105 170V171H103ZM248 171V175L246 174V172ZM61 171V174L59 173ZM93 171V172H91ZM217 171V172H215ZM12 172V173H11ZM17 174L16 176H14V174ZM102 172L104 175H102ZM108 172V173H107ZM114 172V173H113ZM116 172V173H115ZM212 172V173H211ZM254 172V173H253ZM10 173V174H8ZM57 173V176H56ZM91 173L94 175L91 176ZM111 173V175H110ZM237 173V175H236ZM100 179H99V176ZM212 174V175H210ZM221 174V175H220ZM246 174V175H245ZM253 174V175H252ZM261 174V175H260ZM8 175V176H7ZM102 175V176H101ZM216 175V176H215ZM10 176V177H9ZM22 176V177H21ZM30 176V177H29ZM48 176V177H47ZM108 176V177H107ZM203 176V177H202ZM212 176V178H211ZM225 176V177H224ZM237 176V177H236ZM16 177V178H15ZM21 177V178H19ZM43 177V178H42ZM92 177V178H91ZM98 177V178H97ZM102 177V178H101ZM106 177V178H105ZM216 177V178H215ZM236 177V178H235ZM250 177V178H249ZM258 177V178H257ZM36 180H35V179ZM52 179H54V177H51ZM51 178H49V180H52ZM210 180H209V179ZM220 178V179H219ZM229 178V180H228ZM18 179H22V180H18ZM30 179V180H29ZM215 179V180H214ZM233 179V180H232ZM258 179V180H257ZM40 180V181H39ZM205 180V181H204ZM214 180V181H213ZM250 180V181H249ZM257 180V181H256ZM260 180V181H259ZM38 181V182H37ZM210 183H209V182ZM213 181V182H212ZM229 181V182H228ZM248 183H247V182ZM23 182V184H22ZM180 182V183H179ZM245 182V183H244ZM241 183V184H240ZM244 183V184H243ZM18 184H21L18 186ZM28 184V185H27ZM225 184V185H224ZM247 184V185H246ZM250 184V186H249ZM16 185V186H15ZM23 185V186H22ZM34 185V186H33ZM211 185V186H210ZM239 185V186H238ZM7 188H6V187ZM215 186V187H214ZM231 186V187H228ZM234 186V188L232 187ZM249 186V190L252 192H248V189H246V187ZM252 186V187H251ZM254 186V187H253ZM12 187V188H11ZM23 187V188H21ZM171 187V188H170ZM245 187V189H244ZM177 188V189H176ZM209 188V190H208ZM211 188V189H210ZM226 188V189H225ZM9 189H11L10 191H8ZM244 189V191L242 190ZM263 191H262V190ZM3 190V193H2ZM7 190V192L5 191ZM240 190V191H239ZM242 190V191H241ZM232 193H231V192ZM238 191V192H237ZM261 191V192H260ZM6 192V193H5ZM105 192V193H104ZM104 192L102 191L101 193H95L92 196L93 201H95L96 199H100V200H104L102 201V205H103V209L100 210L105 212V213H101V217L98 219V216L95 215L94 219L92 220L91 226L85 225V228L81 231H78L79 233H77V235L75 236L74 240H73V246H72V250H69V252L67 254L68 257H66L65 252L63 260L59 261V262H65L64 264H68V262L70 261L69 264H96V260L98 258L99 255L102 254L107 256L109 255L104 262V264H138L136 261L137 259H139V254H135V252H138L137 250H134L137 248V244L136 242L142 238V233H140V228L143 224V221L145 219V216L143 215V210H140L139 212H137V214L135 213V217H133L132 223H129L128 221L130 220V216L132 215L131 212H128L127 215L124 217V219L119 218L117 219V221L114 215V211L110 209V203L108 202V192L106 191V188L104 189ZM234 192V194H233ZM236 192V193H235ZM242 192V195H241ZM248 192V193H246ZM255 192V193H254ZM250 193V194H249ZM214 194V195H213ZM249 194V195H246ZM231 195L233 197H231ZM238 195V196H237ZM241 195V196H240ZM259 195V196H258ZM175 196V197H174ZM250 196V197H249ZM255 196V197H254ZM1 197V196H0ZM179 197V198H178ZM239 197V198H238ZM263 197V198H262ZM232 198V199H231ZM240 200H238V199ZM221 199V200H220ZM237 199V200H236ZM242 199V200H241ZM247 199V200H246ZM256 199V200H255ZM255 200V201H254ZM59 203L60 205H62V199H59ZM205 201V202H204ZM258 201V202H257ZM92 202V201H91ZM187 202V201H186ZM214 202V204H213ZM234 202L235 204L238 205L239 208V213L241 214L242 217H244V219H246V223L248 225H250V227L252 228V235L250 236V234H244V238L241 241L242 244L241 248H240V252L239 250H237V246L235 247V251L237 252L236 254H240L239 256H231L230 255V248L228 247L227 243L225 242V231L222 229L223 227L220 225V227L217 225V221H216V217L220 214H222L224 217L223 218H227L226 216H228V205L229 203ZM242 202V203H241ZM261 202V203H260ZM177 203V204H176ZM218 203V204H217ZM255 203H257L255 205ZM98 203L94 205H97ZM202 204V205H201ZM213 204V205H212ZM202 207H201V206ZM246 205V206H245ZM255 205V206H254ZM199 206V207H198ZM204 206V207H203ZM249 206V207H248ZM263 206V207H262ZM172 207V208H171ZM175 209H174V208ZM189 207V208H188ZM192 207V208H191ZM216 207V208H215ZM221 207V208H220ZM207 208V209H206ZM241 208V209H240ZM107 209V210H106ZM144 209V207H143ZM216 209V211H214ZM182 210V211H181ZM194 210V211H193ZM249 210V211H248ZM253 214L251 213L252 211ZM206 211V212H205ZM261 211V212H260ZM214 212V213H213ZM109 213V214H107ZM171 213V212H170ZM206 213V214H205ZM257 213V214H256ZM263 213V214H262ZM107 214V215H106ZM205 214V215H204ZM214 214V215H213ZM262 214V215H260ZM110 215V217H109ZM183 215V216H182ZM250 215V216H249ZM256 215V216H255ZM128 216V217H127ZM213 216V217H212ZM109 219H108V218ZM138 217V218H137ZM180 217V218H179ZM262 217V218H260ZM70 215L66 214L64 215V219L66 221V224L68 221H70ZM183 218V219H181ZM250 218L252 220V222L250 221ZM257 218V219H256ZM101 219H104L103 221ZM138 219V220H136ZM186 219V220H185ZM214 219V220H212ZM249 219V220H247ZM259 219V220H258ZM120 220V221H119ZM213 222H212V221ZM257 220V221H255ZM122 221V222H121ZM254 221V222H253ZM211 222V223H210ZM99 223L101 225H99ZM203 223V222H202ZM213 224V225H212ZM213 226V227H212ZM253 226V227H252ZM128 227V228H127ZM130 227V228H129ZM136 227V228H135ZM219 227V230H218ZM262 229H259L261 228ZM125 228V229H122ZM203 229L204 226L203 224H201L198 229ZM93 229V231H92ZM105 230L103 231L104 234L109 235L110 233H114V231H116L118 233L119 237V241L117 242V248L119 247V251L118 252H110V249H112L114 242L110 241L109 239H105V242L99 243L100 241L95 237L96 232H98V230ZM257 229V230H256ZM121 230V231H120ZM132 231V232H131ZM222 232V233H221ZM263 232V233H261ZM139 233V234H138ZM85 234V235H84ZM138 234V235H137ZM222 234V235H221ZM217 235V236H216ZM259 236V237H257ZM81 237V238H80ZM63 238V237H62ZM137 238V240H136ZM134 239L136 241H134ZM217 239V240H216ZM248 239V240H247ZM257 239V241H256ZM79 240V241H78ZM86 243H84V242ZM126 241V242H125ZM112 242V243H111ZM124 242V243H123ZM211 242V243H210ZM213 242V243H212ZM217 242V243H216ZM245 242V243H244ZM255 242L258 244H255ZM77 243V244H76ZM84 243V244H83ZM101 244V245H100ZM110 244V246H109ZM185 244V245H184ZM250 244V245H248ZM131 245V246H130ZM133 245V246H132ZM189 245V246H188ZM257 245V246H256ZM76 246V247H74ZM82 246V247H80ZM214 246V247H213ZM249 246V247H247ZM108 247V248H107ZM131 247V248H130ZM240 247V246H239ZM95 248V249H93ZM107 248V250H106ZM123 248V249H122ZM125 248V249H124ZM130 248V250H129ZM214 248V249H213ZM216 248V249H215ZM138 249V248H137ZM253 249V250H252ZM258 249V251H257ZM95 250V251H94ZM124 250V251H123ZM261 250V251H260ZM127 251V252H126ZM77 252V253H76ZM110 254H109V253ZM129 252V253H128ZM205 252V253H204ZM207 252V253H206ZM229 252V253H228ZM257 252V253H256ZM92 253V254H91ZM123 254V255H120ZM140 253V252H138ZM218 253H222L218 254ZM80 254V255H79ZM201 254V255H200ZM229 254V255H228ZM259 254V255H257ZM98 255V256H97ZM132 257H131V256ZM216 255V256H215ZM79 256V257H78ZM198 256V257H197ZM205 258H202V257ZM209 256V257H208ZM230 256V258H229ZM126 257V259H125ZM129 257V258H128ZM222 257V258H221ZM233 257V258H232ZM118 260H116V259ZM124 258V259H123ZM209 258V259H208ZM237 258V259H236ZM69 259V261H68ZM72 259V260H71ZM88 259V260H86ZM123 259V261H122ZM215 259V260H214ZM66 260L68 261L66 263ZM80 260V261H79ZM114 260V261H113ZM116 260V261H115ZM127 260V261H126ZM222 260V261H221ZM224 260V262H223ZM120 261V262H119ZM122 261V262H121ZM202 261V262H201ZM205 261V262H204ZM208 261V262H207ZM221 261V262H220ZM207 262V263H206ZM239 262V263H238ZM258 262V261H257Z\"/></svg>", "mask_w": 264, "mask_h": 264}]
</instances>
